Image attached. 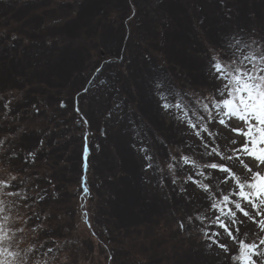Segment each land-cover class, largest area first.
<instances>
[{
	"label": "rangeland",
	"instance_id": "1",
	"mask_svg": "<svg viewBox=\"0 0 264 264\" xmlns=\"http://www.w3.org/2000/svg\"><path fill=\"white\" fill-rule=\"evenodd\" d=\"M50 1L59 3L55 0ZM38 2L40 5H44L46 0H38ZM64 2L63 4H68V8L58 9L51 4L42 9L46 15L54 11L55 14L51 15L56 16V18L63 19V17L69 16L68 19L74 21L73 24L71 21L67 22L68 28L58 30L55 34L64 38H72V34L68 30L70 29V31H75L73 34L77 37H80L81 33L80 38H83L85 34L82 32H87L92 39L83 42L82 48L87 52H85L86 56L81 62H78L80 66H72L77 61L76 55L68 51L64 52V56L60 60L54 62L56 67L53 70L45 68L44 71L46 76H49L51 86L58 84L66 72L76 68L74 74L71 75L70 83L64 87L65 89L53 91L56 96V103L48 107L39 100V97H36L43 90L46 92L49 89L46 86L39 87L38 90L33 88V83L29 87L22 86L24 94L27 92L31 94L29 99H23L21 92L5 90L2 82H0V97L4 98L0 101V138L7 137V144L0 146L4 149V152H0V179L9 178L10 175L17 176L24 181L20 187L29 197L26 203H21L18 200L17 207L13 208L9 204L4 212H0V227L6 228L9 234L7 240L0 241V248L7 247L11 251L21 252L23 255L22 249L32 247L40 249V246L43 245L41 251L45 255L41 257L37 253L33 257L34 260H40L41 264H131L137 259L133 255L137 253L133 250V246L137 245L138 242L132 240V232L126 225L130 224V221H135L136 216L142 219L140 213H144L146 209L138 208L139 205L135 208L128 206L126 210L120 212V205H115L119 198L116 199L113 193H116L122 186L118 178L121 175V166L123 165L124 168L129 166L134 169V177L146 192V194L142 193V196L145 199L146 195L149 194L148 199H151L152 205L154 204L153 209L164 211V207L170 205L171 209H168V215L165 216L166 222H161L162 227L159 230L155 228L148 232L137 233L139 234L138 238L148 239L152 242L150 248L152 254L158 252L159 249H164L168 253L163 255L162 264H175V249L178 255L191 251L198 258V262L202 260L205 262L204 259L206 258L208 260L206 264H239L218 247L214 246L211 249L206 247L200 237H190V233L195 235L196 231L193 225L189 226V222H185L187 226L185 235L182 233L180 236H176L179 234L178 223L181 222L182 215L192 210V203H201V208L209 207L208 197L214 193H205L200 189L198 194L196 188L199 187L198 184L185 183L187 176L193 174L191 165L175 168L174 174L178 179L177 183L173 184V172L168 169L167 165L170 162L175 165L176 162L172 161V156L179 159L181 154L198 159V154L203 149L196 146L187 124L177 119L180 114L178 109L163 111L161 114L152 113L153 126L148 125V123L142 124L143 120L138 126L139 132H135L137 136L131 139L130 135L133 132L131 118L135 114L132 112L128 116V111L132 106L128 102H130V98L133 100V96L131 93L126 94L125 88L130 77L133 79L137 77V69L141 68L144 73L152 72L155 74L157 67L160 68L163 67V64H167L168 62L163 55L168 54V52L164 48L173 45L176 50L178 48L177 39H182L183 43L186 42V46L183 47V54L173 52V56L176 53V57H178L176 58L178 60L174 59V62L178 63L181 57L183 59L186 57L185 60L187 58L195 60L193 57L195 50L197 53L199 49L194 48L192 44L194 41L196 44L199 43L198 30L208 22H215L216 26L219 27L222 25V20L237 18L239 21H237V25L241 28H250L251 25H259L260 27L264 23V0H87L84 3L82 0H66ZM133 4L136 15L128 20V17L134 12L133 7L130 6ZM142 4L144 5L142 6ZM103 6L105 12L102 9ZM144 6L149 8L147 12L149 17L154 8H158V12L159 10L162 11L160 14L163 18L161 23L162 26L165 25L164 29H161L163 33L157 30V25L141 24V20H137V17L142 14ZM164 11H168V15H164ZM241 11L242 14H239ZM22 12L24 11L22 10ZM22 12L21 9L15 11L17 19L21 18ZM125 12H129L128 17L123 16ZM104 16L108 17L110 21L106 19L105 22L108 24L101 29V26H98L97 30L96 23L92 20L95 17L105 19ZM247 17L250 20L255 17L258 19L248 21L246 20ZM64 23L66 22L63 21L60 25ZM18 25V29H21L22 25ZM90 26L91 28H88ZM99 29L105 35L107 33L108 35L115 34L117 43L111 41L110 38L109 42L104 44ZM155 30L158 35L149 39V34ZM255 31V28L251 30V36L256 34ZM195 36L196 38H194ZM233 37L234 34L232 33L228 39L231 40ZM64 38L59 37L48 41L56 42L59 46L61 44L65 47H71L68 45L67 38ZM238 38H240L239 35ZM78 39H76L77 42H79ZM126 39L130 41L124 43ZM253 40L255 41V39L250 38L248 42ZM125 45L127 48L123 51ZM118 47V60L116 58L109 59V57L116 55L109 52L116 53ZM136 48L143 50L144 54L130 62L135 55ZM104 51L108 52V56L104 57ZM206 52L208 56L209 53ZM148 58L152 61L149 62ZM183 66L185 65L176 67V71L181 70ZM98 67L99 70L103 67V77L109 78L107 84L103 83L105 86H97L96 96L98 98L93 99L89 93L78 98L77 107L75 103L71 105L70 101L76 92L82 91L84 93L88 89L93 76L99 72L96 70ZM163 68L165 72L169 71L172 74L176 72H172L167 65ZM183 70V76L177 75V78L181 80L179 84L177 82L175 85V92L177 93L175 96L168 94L169 101L167 102H178L183 98L184 103H189L193 93H203L205 97L209 96L213 90V85L216 83L210 77L209 65L197 61V67L193 66L189 69L190 71L186 68ZM187 72L189 73L187 74ZM166 75L171 74L167 72ZM189 75L195 79L192 80ZM171 78L166 83H169ZM160 79L162 81L166 77L162 76L158 80ZM169 84L168 87L173 86L172 82ZM193 85L195 86L193 87ZM111 88L117 94H114ZM64 100L68 101L69 106L68 110L66 108L63 111L64 106L57 104V102ZM8 101L11 102L10 107L4 109L2 105ZM73 101H75V97ZM152 106L154 109H158L155 100ZM5 112H7L6 117ZM142 113L147 116L145 108ZM136 114L143 117L138 110H136ZM82 117L88 121L86 122ZM191 117L192 115L189 113L188 118L191 119ZM231 126H241V122L233 118ZM6 127H11V135H5ZM157 128L161 130V134L157 136L160 138V142L154 138ZM212 129L220 133L213 144L224 150L232 148L231 140L241 141L242 139L229 131L227 125L216 124L212 126ZM24 130L28 131L25 136L22 133ZM172 137H175V140ZM141 142L149 143L150 150L147 153L143 152L144 145L142 146ZM13 148L18 155L15 158H10ZM29 151L35 152V156L29 157L27 155ZM5 152L8 155H5ZM208 159L218 160L219 158ZM244 160L254 166L248 158L244 157ZM230 163H232L233 170L241 178L246 175L239 161ZM149 164L152 167H148ZM209 171L211 172V170ZM212 174L223 178L219 172ZM194 179L200 180L201 178L194 176ZM206 182L214 188V182ZM181 187L186 188L187 191L182 192ZM233 188L234 185L231 183L223 185L222 192L226 194ZM56 192H58L57 195L54 194ZM48 195L51 196V199L45 198ZM119 195L124 197L123 194ZM161 195L164 197L159 206L157 204L159 203L158 200L161 201ZM38 197L43 198L39 199ZM32 200L36 203H42L40 212L45 211V213L53 214L57 217L58 222L62 220V224L55 220H49L46 215L40 220L36 219L35 215L29 216L25 210L31 205ZM121 201L119 200V203L123 204ZM5 203L8 201L6 200ZM179 208H181L180 211ZM238 219L242 220L243 223L239 225V232L233 226V235L237 239H244V234L247 233L246 242L252 241L254 239L253 234L258 231L257 225L242 215L238 216ZM35 220H38L42 226L46 225L44 230L41 229L39 238L31 232L36 228L40 229L38 225L31 227ZM60 226H64V228ZM59 227L63 228L62 232L67 234L65 237L61 235V237L52 239L50 242H44L46 244L42 243L43 238L49 237L55 231L58 232ZM179 230L181 229L179 228ZM221 243L227 244L233 252L238 249L236 241L228 236ZM48 248H51L52 251L48 252ZM0 261H6L7 264H17L13 257H8L2 253H0ZM182 263L189 264L185 260L180 264Z\"/></svg>",
	"mask_w": 264,
	"mask_h": 264
},
{
	"label": "trees",
	"instance_id": "2",
	"mask_svg": "<svg viewBox=\"0 0 264 264\" xmlns=\"http://www.w3.org/2000/svg\"><path fill=\"white\" fill-rule=\"evenodd\" d=\"M57 3H54L50 0H46V3L44 5H40V2H38V0H0V82H2L1 84L4 86L5 90H10V91H16V92H21L23 95V99H29V95H31L30 93H23L22 92V86L25 87H29L31 85V83H33V88L38 90L39 87H43L46 86L47 88H49L46 92L43 90L42 93H40L39 95H36V97H39V100L41 102H43L44 105L51 107L52 105H54V103H56V96L54 95L53 91L56 90H63L65 89L64 87H66L71 80V75L74 74V69L70 70V72H66L65 75H63L60 79L61 81L58 84H54V85H50V80L48 79L49 76L47 77L45 74L46 69H50L53 70V68H55L56 66L54 65L55 61L60 60L64 55V52H72L73 55H76V59L77 61L74 63V67L76 66H80V64H78V62L80 63L81 60L84 58L85 52H87L83 47V42L84 41H90L92 38L89 36V34L87 32H82L83 34H85V36L83 38L81 37V33H80V37L77 35H74L73 32L75 31H70L72 34V38L71 37H66L64 38L63 36L59 35V34H55L56 31L58 30H64L68 28V23L71 20L68 19L69 16H65L63 17V19L60 18H56V16H53L51 14H55L54 11L51 12V14L46 15L44 14L42 11V9L46 6H49L51 4H53V7H58V9L61 8H68V4H63L65 3L62 0H55ZM83 3L86 2L87 0H82ZM76 2V1H75ZM81 3V1H78ZM200 3V1H198ZM198 3V4H199ZM144 4H142L143 6ZM16 6V7H15ZM133 7L134 12L132 13V15H130L128 17V13L125 12V15L123 14V16H127L130 20L132 19L135 15H136V9H135V5H130ZM215 6V4H214ZM12 7H14L12 9ZM144 10L142 11V14L137 17V20L140 19L141 20V24L145 23V24H151L152 26H156L157 25V30H160V33H163L161 31V29H164L165 25L162 26V16L160 14H162V11L159 10L158 12V8H154L150 14L147 13L149 10V8L147 9V6H144ZM21 9L24 12H22V16L21 18L17 19V16H15V11H18ZM102 9L105 12L104 6L102 7ZM160 9V8H159ZM29 10V11H27ZM166 12V13H165ZM135 13V14H134ZM168 11H164L163 14L164 15H168L167 14ZM106 14V13H105ZM239 14H242V11L239 12ZM104 18L102 17H95L92 22L96 23V29L98 30V26H101L100 29L103 26H106L108 23H106V19L108 21H110L108 19V17L106 18V16H104ZM14 19H16L14 21ZM256 19H258V17H255L253 20H250L248 17L246 18V20L248 21H255ZM63 21H65L66 23H64L63 25H60ZM237 21L238 19H229V20H222V25L221 26H216V23H207L202 25L197 34L198 39L200 40L198 44H196V42L194 41L192 46L196 49H199V51L196 53H194V59L196 60H191L189 58H187V60H185V58L183 59L182 57L180 58V61L178 63L174 62V59L178 58L176 57V53H174L173 56V52H178L180 54L182 53V50L184 49L183 47L186 46V42L183 43L181 40L182 39H177L178 40V48H174L173 45L166 46L164 48V50H166V52H168V54H164L163 56L165 57L166 62H168L167 66H169L170 70L172 72L176 71V67H180L183 65L181 70H178V72L176 71L175 73H171L169 71H167L168 73H170L171 75H166L167 72H165V69L163 68L165 65L163 64V67H157V69L155 70V74H153L152 72H146L144 73V70L141 71V68L138 70L137 69V77L135 79L130 77V80L126 82V88H125V93L129 94L131 93L133 96V100L130 98V102H128V104L131 106V108L129 109V113L128 116L133 112L135 115L133 118H131L132 122V130L135 133L139 132L138 126L140 125V122H142L144 120L143 123H148V125H152L153 126V121L151 119V115L153 114H161V112L163 111H175L177 110V108H175L174 106L169 108V109H165L163 107V105L169 101L168 100V94H171L173 96H175V94L177 92L175 89V85L180 83V78H177V75H179L180 77L183 76L182 70L183 69H187L188 71H190L189 69H191L193 66L197 67V61L205 62V65H209L210 63V59L211 56L213 54V51H218V52H223L226 48H227V44L229 42H232L233 39H228L232 33L234 34V37L238 38L239 35V39L242 40H246L249 41L250 38L255 39V41L257 42L256 46H264V23L259 27V25L254 26L251 25L249 26L250 28H241L237 25ZM74 21H71V24H73ZM239 22V21H238ZM18 24L22 25V28L18 29ZM88 24H90L88 22ZM164 24V23H163ZM240 24L242 25V22H240ZM15 25L16 29H15ZM91 25V24H90ZM62 26V27H60ZM65 26V27H64ZM148 26V25H147ZM85 27V26H82ZM88 28H91L88 27ZM148 28H150L148 26ZM159 28V29H158ZM202 28V29H201ZM255 28L256 34H253L251 36V30ZM99 29V30H100ZM151 29V28H150ZM152 30V29H151ZM101 31V30H100ZM228 31V32H227ZM60 33V32H59ZM102 33V31H101ZM152 31V33L149 34V39L156 37L158 35V32L156 33ZM76 34V33H75ZM101 36V40L103 41L104 44H107L111 38V41H115L117 43V37L115 34L113 35H105V33ZM106 36V37H105ZM64 38L66 40H68V45H70L71 47H65V45H61L60 46L56 43V42H49L48 40L54 39V38ZM77 37V38H76ZM145 37V36H144ZM78 39L77 42L76 39ZM196 38V36L194 37ZM126 41H130V40H125L124 43H127ZM152 41V40H151ZM74 48H73V46ZM152 45V43H151ZM165 46V44H163ZM97 48V47H96ZM127 46L125 45L123 47V51L124 49H126ZM140 48H136V50L134 51V56L131 58L130 62H133L135 59L140 58V56L142 54H144L143 50H139ZM223 49V50H222ZM78 50H80L78 52ZM118 50L119 47L116 51V53L114 52H109L110 54H116L114 57H109V59H113V58H119L118 56ZM203 50V51H202ZM202 51V52H201ZM206 51H208L209 55H206ZM60 52V53H59ZM104 57L108 56V52L104 51ZM159 53H161L160 51H157ZM205 52V53H204ZM36 53V54H33ZM59 53V54H58ZM89 54V53H88ZM210 56V57H209ZM138 57V58H137ZM188 57V56H187ZM122 58V56H121ZM120 58V59H121ZM142 58V57H141ZM119 59V60H120ZM134 59V60H132ZM118 60V59H117ZM178 60V59H176ZM148 61L151 62L152 59L148 58ZM187 63H189V69H188V65ZM179 65V66H178ZM46 68V69H45ZM79 68V67H78ZM97 68V67H96ZM95 68V69H96ZM145 69V68H144ZM99 70V67L98 69ZM95 70V71H96ZM102 70L103 67H101V70H99V72L93 76L88 89H86V91L83 93L81 92H76L75 94V101H73V98L70 101V104L72 105V103H75V106L77 107V103H78V98H82L85 95L91 93L93 99H97L98 96H96V92L98 91V87L97 86H105V84H107L109 78H105V76L103 77L102 74ZM185 71V70H183ZM189 72H187L188 74ZM109 74V73H108ZM166 77L165 80H158L160 77ZM174 76V77H173ZM156 77H158L156 79ZM172 77V78H171ZM190 78L193 79V77H191V75H189ZM211 77V76H210ZM105 78V80H104ZM169 83L172 82L171 87H168L170 84L166 83V81L169 79ZM212 78V77H211ZM99 80H101L99 82ZM158 80V81H157ZM106 81V82H105ZM52 82V80H51ZM159 82V88H157V83ZM174 82V83H173ZM215 82V81H214ZM105 83V84H103ZM197 85V84H195ZM193 85V87L195 86ZM211 85V84H210ZM177 87H179V85H177ZM157 88V89H156ZM173 88V89H171ZM119 89V88H118ZM94 90V91H93ZM112 90V88H111ZM120 90V89H119ZM114 92V94H117V92H115L114 90H112ZM53 92V93H52ZM93 93V94H92ZM125 95V94H124ZM34 96V95H33ZM103 96V95H102ZM127 96V95H126ZM164 97H167V99H165ZM126 98V97H125ZM127 98H129V96H127ZM154 100L156 105L158 106V109H154L152 106V103L154 104ZM181 100H178V102H173L171 101V105H175L174 103H179ZM57 104H61L64 106V109H62L63 111L66 109L68 110V101H60L57 102ZM30 108V107H29ZM141 108L142 111H144V108L146 110V115L144 116V114H141ZM77 110V109H76ZM136 110H138V112L143 115V117H140L136 114ZM78 111V110H77ZM180 114L181 111L177 110ZM79 113V111H78ZM112 117V115H111ZM135 118V119H134ZM86 122L88 121L87 119L83 118ZM191 119H194L191 117ZM130 121V120H129ZM13 124V123H12ZM89 124V123H88ZM7 130L5 132V135H11V127H6ZM16 131V129H15ZM18 131H22V130H18ZM160 129L157 128V132L154 135V138H157L158 142H160V138H158L157 136L160 135ZM191 130H189L190 132ZM28 131L24 130L23 136L26 135ZM131 132L132 135H130V138H134L137 136V134ZM103 135V134H102ZM101 135V136H102ZM105 135V134H104ZM192 139L195 141L196 146L199 149H202L200 147L201 145V140L198 139L194 134L191 133ZM173 140H175V137H172ZM163 143V142H162ZM143 147V152L147 153L150 148L148 147V142H141L140 143ZM139 144V145H140ZM87 148V147H86ZM28 149V148H27ZM146 150V151H144ZM151 157V156H148ZM152 158V157H151ZM133 167V166H131ZM130 168L129 166H127L126 168H124V166H121V175L118 178L119 183L122 185L121 188H119V190L116 191V193L114 194V197L119 198L118 202H116L117 204H115L116 206L120 205L119 209L120 212L126 210V208H128V206L130 208H135L139 205L138 208L141 209H146L144 210V213H140V215L143 217L142 219H139L136 216V220L135 221H130V224L128 223V225H126L127 228H130V231L132 232V240L138 242L137 245L133 246V250H135L137 253H134L133 255L135 257H137V259H135V261H132L131 264H162L164 261V254H168L164 251V249H159L158 252L156 253H151L152 250H150L152 242L148 239H142V238H138L139 234L141 231L142 232H148L150 229H160L162 227L161 222L165 221V216L168 215L170 208V205L168 204L166 207H164V211H158L157 209H153L152 207L154 206V204L152 205V201L151 199H148V195H146L145 199L142 196V193H145L144 190L142 189L143 187L140 186L138 180L134 177V169H128ZM157 188V187H156ZM197 188V193H200V187H196ZM201 191H203L201 189ZM123 192V193H122ZM48 193V192H47ZM49 194V193H48ZM55 195L58 194V192L54 193ZM60 194V193H59ZM119 194H123L124 197L120 196ZM61 196V195H59ZM58 197V196H57ZM164 196L161 195V201L158 200L155 201V203H158L157 205H161L162 203V198ZM45 198L47 199H51V196L48 195ZM44 198V199H45ZM54 198V197H53ZM121 198V199H120ZM159 198V199H160ZM195 198V197H194ZM193 198V199H194ZM119 200H122L121 202L123 204L119 203ZM192 210L189 211V213H185L184 215H182V219L181 222L183 223H188V217L189 216H195L198 213L201 212H206V215L208 217V219H206L204 221V226L205 227H209L210 226V220L213 219L214 217L212 216V211L210 209V207H202L201 203H192ZM42 206V203H36L33 202V200L31 201V205L28 206V208L25 210V212H27V214L30 216L35 215L36 219H41L42 217H44V215L48 216L49 220H55L57 221V217L54 216L53 214H48L45 213V211L40 212V207ZM181 210V208H179V211ZM176 211V210H175ZM136 215V214H134ZM177 215V214H175ZM174 220V219H173ZM32 221V220H31ZM166 222V221H165ZM60 224H62V220H59ZM38 225L40 226V229H35L34 231H31L32 234H34L35 236H37L38 238L40 237L39 233H41V229H45L46 225H40V222L38 220H35V222L31 225ZM51 225V224H50ZM193 225V228H195L196 234L193 235V233H190V237H197V238H201L200 234H199V223H195V224H190L189 226ZM51 227V226H49ZM63 227L64 226H60ZM58 232H53L52 234L49 235V237L43 238V242H50L52 239H55L57 237H62L67 234L63 233L62 230L63 228H60ZM42 230V231H43ZM211 231H220L221 235L219 237L220 242L224 241L227 238V235L223 232L222 229H219L218 226L216 227H211L210 229ZM48 231V230H47ZM52 232V231H51ZM187 232V230H179L178 228V233L176 234V236H180L182 233L185 235V233ZM48 235V234H47ZM195 237V238H196ZM42 238V235H41ZM138 238V239H137ZM48 239V240H47ZM202 241H204L201 238ZM190 241V239H189ZM190 243V242H189ZM46 244V243H44ZM129 248V247H128ZM143 249L142 251L140 249ZM191 249V248H190ZM179 256V257H178ZM133 257V256H132ZM175 264H180L183 260L189 262V264H206L207 263V259L205 258V262L202 260L200 262H198V258L192 254L191 251H187L184 252L183 254L180 253V255L177 254V251L175 249ZM184 264V263H182Z\"/></svg>",
	"mask_w": 264,
	"mask_h": 264
},
{
	"label": "snow or ice",
	"instance_id": "3",
	"mask_svg": "<svg viewBox=\"0 0 264 264\" xmlns=\"http://www.w3.org/2000/svg\"><path fill=\"white\" fill-rule=\"evenodd\" d=\"M256 41H245L233 37V41L227 44L223 52L213 51L209 63V74L216 83L209 96L203 93H193L189 103H184L183 98L179 103L171 105L165 103L163 107L169 109L175 107L181 111L182 115L177 119L185 122L198 139L201 140L198 159H193L189 155L181 154L179 159L172 156L173 163L167 165L173 172L172 183H177L175 168L177 166L191 165L192 175H188L185 183H196L205 193L209 195L208 203L212 211L213 219L210 226L205 227L204 221L208 219L206 212L189 216V224L199 223L198 229L205 246L211 249L218 247L224 253L229 254L233 261L239 264H264V46H256ZM159 88V82L157 83ZM167 99V97H164ZM4 100L0 97V101ZM10 101L3 103V108L10 107ZM191 113L194 119H189ZM5 117L7 112L4 113ZM235 118L241 122V126L232 127L231 121ZM228 126V130L242 138L241 141L233 139L230 141L232 148L224 150L215 146L213 142L220 135L218 131H213V125ZM7 144V137L0 138V146ZM85 151L87 149L85 148ZM146 151V150H144ZM0 152L4 149L0 147ZM5 155H8L5 152ZM13 148L10 158L17 157ZM29 157L35 156V152L29 151ZM218 157V160L208 159ZM244 157L248 158L253 165L246 163ZM148 158V157H146ZM150 159V158H149ZM203 161V162H201ZM239 161L240 166L245 170L246 175L241 178L232 167V163ZM148 167H152L151 164ZM211 170V172L209 171ZM219 172L222 179L212 173ZM194 176H199L200 180H195ZM206 181L214 182V188ZM24 181L15 175L9 178L0 179V212H4L9 204L17 207V201L26 203L29 197L20 187ZM233 184L234 188L226 194L222 192V186ZM86 190V189H85ZM182 192L187 189L181 187ZM42 199L43 197H38ZM8 203H5V201ZM247 218L258 227L254 233V239L246 242L247 233L244 239H237L233 235V226L239 232V225L243 223L238 216ZM7 219V217H4ZM218 226L223 232L238 244V249L233 252L225 243H221L220 231H211V227ZM178 228L187 230L185 223H178ZM9 238L8 230L0 227V241ZM32 247L22 249L24 253L11 251L7 247L0 248V253L13 257L17 264H41L40 260H34V255L39 253L41 257L45 255L41 249ZM48 252L52 249L48 248ZM0 264H7L0 261Z\"/></svg>",
	"mask_w": 264,
	"mask_h": 264
}]
</instances>
